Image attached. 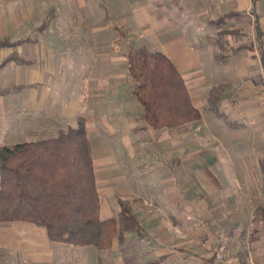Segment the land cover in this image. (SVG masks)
I'll use <instances>...</instances> for the list:
<instances>
[{
    "label": "crops",
    "instance_id": "1",
    "mask_svg": "<svg viewBox=\"0 0 264 264\" xmlns=\"http://www.w3.org/2000/svg\"><path fill=\"white\" fill-rule=\"evenodd\" d=\"M64 2L71 4L69 14H76L75 28H91L87 18L95 9L87 0ZM260 2L264 0L256 2V13L264 30ZM251 3L104 0L105 12L109 4L114 6L112 17L119 20L126 15L120 24L109 21L108 15L96 23L118 33L108 48L91 54L60 53L56 58V45L62 40L70 37L89 45L103 43L102 37H79L76 31L70 34L63 29L61 33L69 37H57L58 27H52L51 21L53 0H0V40H23L0 46V60L12 51L31 59L30 63L9 61L0 67L4 69L0 88L21 85L0 93V138L9 140L5 144L50 138L59 129L76 126L78 117L83 118L91 144L99 215L102 219L115 216L118 199L129 202L141 228L134 231L133 241L126 239L128 231L123 232L125 243L131 245L128 252L137 254L135 260L150 252L155 256L138 264L161 255L167 256L162 264H217L213 254L191 253L184 247V237L193 240L199 233L187 219V212L198 214L200 208L207 211L206 220L236 221L239 214L246 229L238 224L241 228L228 227L226 233L231 238L241 236L247 247L264 252V244L257 241L259 237L249 226L254 217L264 220V176L260 169V159H264V65ZM228 11L243 12L240 19L231 18L223 27L238 29V33L219 32L222 28L208 22ZM47 16L48 22L39 28ZM201 23L203 30L199 31ZM60 25L71 28L70 22ZM124 32L125 48H121L117 45ZM132 37L139 40L138 46L159 50L173 62L200 112L198 119L156 130L141 120L142 105L136 104L131 92L126 57L128 45L135 47ZM245 43L252 47L242 46L231 53L232 47ZM262 51L264 56V34ZM217 85H221L220 110L237 125L207 108L209 90ZM189 189L196 193L190 200L185 192ZM228 207L229 218L217 217ZM11 225L0 223V264H14L18 259H30L33 264H125L117 237L109 248L98 249L51 241L44 231L41 244L40 232L36 238L25 240L21 235L10 240L19 233ZM222 226L218 222L217 227ZM140 233L144 235L139 237Z\"/></svg>",
    "mask_w": 264,
    "mask_h": 264
},
{
    "label": "trees",
    "instance_id": "2",
    "mask_svg": "<svg viewBox=\"0 0 264 264\" xmlns=\"http://www.w3.org/2000/svg\"><path fill=\"white\" fill-rule=\"evenodd\" d=\"M257 1L251 0L250 12L264 65V30L256 13ZM242 15L240 11H228L208 22L222 28L219 32L238 33V29L223 27L227 20L240 19ZM48 20L49 16L39 28ZM21 41L2 39L0 46ZM242 46L251 48L252 44L234 46L231 53ZM126 57L131 92L142 105V121L156 130L177 127L200 117L181 74L164 53L146 46L128 45ZM216 58L220 60V53ZM9 61L30 63L31 59L12 51L0 60V67ZM18 87L21 85L2 87L0 93ZM220 90L221 85L209 90L207 108L231 125H237L220 110ZM260 169L264 176V159H260ZM99 204L91 144L83 118L78 117L76 126L59 129L54 137L0 144V223H31L43 227L51 241L93 245L98 249L109 248L113 237H117L125 264H138L137 254L128 252L131 245L125 243L123 236L124 231L138 232L141 228L129 202L118 199V213L104 219L99 215ZM143 235L140 233L139 237ZM166 257L161 255L143 264H162Z\"/></svg>",
    "mask_w": 264,
    "mask_h": 264
},
{
    "label": "rangeland",
    "instance_id": "3",
    "mask_svg": "<svg viewBox=\"0 0 264 264\" xmlns=\"http://www.w3.org/2000/svg\"><path fill=\"white\" fill-rule=\"evenodd\" d=\"M54 1V17H52L51 21H53V25L52 27H58V30L56 32V36L57 37H69V35L63 34L61 33V29H63L64 31H67V33H74L76 31L77 36L79 37H89L90 39H92L91 37H102L103 43H100L99 41L94 42L93 44H89L86 45V43L84 41H79V42H75V40H73L72 38H68L67 41L62 40L61 44L56 45V58H58V54L62 53L65 54L66 56L68 54H73V55H77L80 53L83 54H91L94 53L95 50L97 49H101V48H108V44L109 41L111 39H114L117 36V31L111 29V28H102L99 27L98 24H96L98 22V20L101 19V17L106 18L108 15V20L109 21H113L114 24H120L122 23V19L126 16L124 15V17H121V19L117 20L116 17H112V13L114 11V6L113 5H108L107 9L108 12H105L104 9L102 8V3L104 2V0H87V2L89 3L88 5L90 7H93L95 10L94 12L88 16L87 18V22L91 25V28L84 30V29H78L75 28L77 26V23L74 21V16L76 14H69L68 11H70L71 9V4L65 3L64 1L67 0H53ZM73 2V0H72ZM72 8L74 10V12H76L75 7L72 5ZM260 10V11H259ZM258 12H260V19L262 20V25L264 28V3L259 4L258 7ZM46 15V13L42 16L44 17ZM71 15L70 19L69 16ZM246 20V19H245ZM244 21V20H243ZM66 22H70L71 28H69V25H60L61 23ZM92 24H95V26H92ZM199 31L203 30V24L201 23L199 25ZM197 29V28H195ZM127 33L124 32V34L121 36V40L118 42L117 46H120L121 48L124 47V39ZM251 37H246L245 39H250ZM133 43V45L136 47L138 46L140 43L139 40H136L132 37L131 41ZM86 47H88V50H86ZM209 51V50H207ZM11 66V65H10ZM8 67H6L5 69H7ZM4 70V69H3ZM0 69V73L3 71ZM136 100V104H138L139 106H141V103ZM20 142H23L21 140H19ZM5 143H10L9 140H3L2 138H0V144H5ZM192 178L189 180V182L191 183ZM186 193L188 194V199L190 200L191 198L196 197V193L192 194L191 190H185ZM190 204H188L187 206H189ZM190 207V206H189ZM189 209V208H187ZM229 207L227 208V212L225 214L220 213L217 214V217H227L229 218ZM198 214H194L191 210H189L187 212V219H189L191 221V224L193 226L194 229L198 230L199 233L196 234L195 238L189 239L188 237H184V247H187V249L190 248V252L191 253H206V254H213L216 250H222L223 253L225 254V256H227L229 259L232 260L233 263L235 264H240L237 259L240 261L246 262V264H264V252H256L257 249H251L249 247H247L248 245H246L245 243V239H243L241 236H239V238L237 237H233L231 238L227 233H228V227H232V228H241L238 227V224L244 225L242 228L246 229V222H244L245 220H241L239 214H236V221H228V219H220V220H206L204 217V215L207 213V211H205L204 209H199L197 210ZM216 217V216H215ZM235 218V219H236ZM234 219V220H235ZM226 221V222H225ZM221 223L223 226L221 228L217 227V224ZM11 226H14V228L16 227L17 230L19 231V233H17L15 236H10V240L11 239H17L19 238V236L23 235L25 240L27 238H36L39 235L40 232V241L41 244L43 242V232L45 231V229L43 227H39L30 223H25V222H10ZM9 223V224H10ZM8 224V223H6ZM213 225V226H212ZM249 226H251V228L253 229L252 231H254V234L257 235L259 238L257 241H259L260 243L264 244V220L261 218L256 219L254 217L253 221L250 222ZM36 228V229H34ZM228 230V231H227ZM219 231H221V233H219ZM227 232V233H226ZM221 234H223V236H221ZM220 237H217V236ZM135 232L134 231H128L126 232V239L133 241V238H135ZM189 240V241H188ZM219 241V242H218ZM217 243L220 244L219 247H217ZM249 249V251H247ZM264 249V247H263ZM3 251V250H2ZM255 253V254H254ZM3 255L5 254V252L2 253ZM252 257L250 259V256ZM151 258H155L154 254L152 252L146 254L143 257L137 258L135 260V262L140 263V262H144L148 259ZM240 261V262H241ZM12 264V263H10ZM14 264H33L32 261L29 259L27 261H23V259H18L17 262H15ZM35 264H42V262H37ZM242 264V263H241Z\"/></svg>",
    "mask_w": 264,
    "mask_h": 264
},
{
    "label": "built area",
    "instance_id": "4",
    "mask_svg": "<svg viewBox=\"0 0 264 264\" xmlns=\"http://www.w3.org/2000/svg\"><path fill=\"white\" fill-rule=\"evenodd\" d=\"M214 259L217 262V264H235L232 262L231 259H229L222 250H216L213 253Z\"/></svg>",
    "mask_w": 264,
    "mask_h": 264
}]
</instances>
